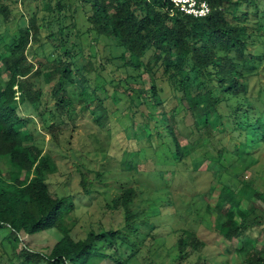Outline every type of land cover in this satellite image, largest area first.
I'll list each match as a JSON object with an SVG mask.
<instances>
[{
	"label": "trees",
	"instance_id": "trees-1",
	"mask_svg": "<svg viewBox=\"0 0 264 264\" xmlns=\"http://www.w3.org/2000/svg\"><path fill=\"white\" fill-rule=\"evenodd\" d=\"M232 1L209 0L211 13L194 17L181 12L171 16V0H0V32L7 21L15 20L11 17L19 4L28 18V25L20 26L4 53H0V229L9 228L17 241L21 234L52 228L63 234L48 253L22 249L25 264H99L103 260L108 264H129L139 251L133 235L144 220L140 219L143 211L133 209L138 197L136 188L127 187L113 199V206L124 210L123 229H91L84 238L75 239L64 222L75 208L72 196L57 194L48 182L59 166L45 153L39 140H45V134L59 123L77 126L75 106L85 111L97 97L87 87L80 94L66 90L67 85L75 84L71 66L75 65L79 43L74 40L68 44L72 36L94 33L96 40L105 38L107 45L115 38L121 66L138 76L148 75L154 106H162L163 116L156 121L150 118L151 126L144 135L150 141H155L157 135L176 160L187 159L178 132L186 129L187 134H198L201 126H221L233 135L244 134L248 143L259 140L257 147L264 149V107L258 109L247 92V84L241 82L252 62L248 47L257 31L264 30V0H236L237 6L229 9L227 4ZM243 5L249 9H243ZM79 6L85 10L89 24L85 31L77 29L75 13ZM228 12L236 24L227 19ZM68 16L71 22L65 24ZM54 24L56 31L52 29ZM43 28H50L49 37L58 40L54 51L59 56L51 59L45 51H34L35 59L30 60L28 52L41 41ZM104 57L106 61L113 60L111 56ZM3 69L10 73L4 84ZM55 77L53 91L58 102L48 109L53 117L50 121L45 114L46 103L41 100V78L51 83ZM164 82L180 95L184 119L183 123L176 121V127L165 121L166 111L172 107L169 99L161 96ZM17 93L24 97L30 113L21 111ZM62 108L67 112L57 113ZM173 108L175 111L177 106ZM39 124L42 128H38ZM2 158L8 162L6 170ZM81 183L89 193L87 180L83 178ZM254 197L264 201V191L256 190L253 179L244 180L237 189L224 184L216 205L217 233L227 240L241 239L236 250L241 255L240 264H264V248H258L256 237L248 235L257 226L264 229V211L242 206ZM204 247V241L185 229L171 247L175 251L171 262L180 263Z\"/></svg>",
	"mask_w": 264,
	"mask_h": 264
},
{
	"label": "rangeland",
	"instance_id": "rangeland-1",
	"mask_svg": "<svg viewBox=\"0 0 264 264\" xmlns=\"http://www.w3.org/2000/svg\"><path fill=\"white\" fill-rule=\"evenodd\" d=\"M235 1L227 7L237 6ZM242 8L249 9L245 5ZM40 14L42 16L43 12ZM75 16L77 29L85 31L89 24L82 6L77 8ZM13 17L15 20L7 21L1 29L0 53H4L15 31L28 25L21 4ZM227 19L236 24L231 12L227 13ZM64 22L69 24L70 16L65 17ZM55 24L52 29L56 31ZM50 32V28L42 29L41 41L34 43L28 52L30 60L35 59L34 51H45L51 59L59 56L58 51H54L58 40L50 38ZM94 36V33H83L80 38L70 37L68 44L74 40L79 44L75 50V65L71 66L75 84L67 85L66 90L80 94L87 87L88 92L97 97L87 104L85 111L75 106L77 126L70 122L59 123L49 133H44L45 140H39L45 153L59 166L58 171L48 178L52 191L72 196L75 208L64 218L72 236L84 238L91 229H123L126 225L124 210L115 208L113 199L125 188L134 187L138 197L133 209L143 211L140 219L144 222L133 235L137 243L135 249L139 251L129 264H240L241 255L236 250L241 239L227 240L217 233L214 226L216 205L224 184L237 189L244 180L253 179L256 190L264 191V149L257 147L259 140L250 144L244 134L233 135L222 130L221 126L215 129L201 126L198 134H187L184 129L178 132V137L187 159L176 160L157 135L155 141L144 135L151 126L150 118L156 121L163 116L162 106H154L148 75L138 76L121 66L115 38H112L111 45H107L105 38L96 40ZM248 49L252 62L241 82L247 84V92L260 110L261 105L264 107V30L257 31ZM104 56H111L113 60L106 61ZM9 77L10 73L3 69L1 83L4 84ZM56 82L57 77L51 83L41 78V100L46 103L45 114L50 121L53 117L48 109L58 102L53 91ZM162 86L161 96L164 100L169 99L172 107L166 111L165 121L176 127L175 122L183 123L184 119L180 95L168 83L164 82ZM17 98L21 111L30 113L24 97L17 93ZM138 102H142L140 107L135 106ZM175 105L177 109L174 111ZM138 109L142 111H136ZM62 112L67 109L57 110L59 114ZM38 128H42L40 124ZM162 128L159 125L157 129ZM2 162L6 170L8 162L4 158ZM83 178L87 180L89 193L82 186ZM242 206L248 210L255 207L261 213L264 211V201L258 197L245 200ZM226 209L227 206L223 211ZM185 229L194 232L205 242V247L180 263L171 262L175 258L171 247ZM10 232L9 228L0 229V264H25L24 256L20 254L22 249L48 253L63 236L61 231L52 228L21 234L17 241ZM248 235L256 237L258 248H264L263 227L251 229ZM99 264H108V261Z\"/></svg>",
	"mask_w": 264,
	"mask_h": 264
},
{
	"label": "built area",
	"instance_id": "built-area-1",
	"mask_svg": "<svg viewBox=\"0 0 264 264\" xmlns=\"http://www.w3.org/2000/svg\"><path fill=\"white\" fill-rule=\"evenodd\" d=\"M173 6L169 9L170 15L177 12L194 17H206L211 13L209 0H171Z\"/></svg>",
	"mask_w": 264,
	"mask_h": 264
}]
</instances>
